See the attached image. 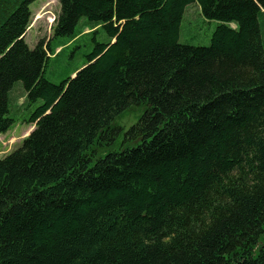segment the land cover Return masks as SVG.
Returning a JSON list of instances; mask_svg holds the SVG:
<instances>
[{
	"label": "trees",
	"instance_id": "1",
	"mask_svg": "<svg viewBox=\"0 0 264 264\" xmlns=\"http://www.w3.org/2000/svg\"><path fill=\"white\" fill-rule=\"evenodd\" d=\"M35 1L0 0V134L34 126L0 158V264H264V0H58L30 49ZM192 4L208 46L179 42Z\"/></svg>",
	"mask_w": 264,
	"mask_h": 264
},
{
	"label": "rangeland",
	"instance_id": "2",
	"mask_svg": "<svg viewBox=\"0 0 264 264\" xmlns=\"http://www.w3.org/2000/svg\"><path fill=\"white\" fill-rule=\"evenodd\" d=\"M30 10L31 20L24 41L28 48L33 49L39 40H48L51 37V28L59 13L58 0H37L30 5ZM215 26L214 21H207L201 16L196 5H189L186 7L180 22L179 42L193 46H208ZM95 37L98 42L104 40L102 34ZM86 41L87 38H84L75 42L58 57L50 59L45 68L44 77L51 83L59 84L69 73L81 68L86 61L85 56L89 53L88 47L84 45ZM15 87H19V85L16 84ZM20 94L18 88L13 91V95H10L9 107L11 110L14 109L16 103L22 102ZM12 112L14 116L27 117L26 112L23 114ZM142 112V108H134L114 120L111 126L120 128L122 132L111 149L115 151L120 149L123 132L137 121ZM29 127L30 125L18 122L6 134H0V158L20 147L24 131ZM103 155L104 152H101L100 156Z\"/></svg>",
	"mask_w": 264,
	"mask_h": 264
},
{
	"label": "crops",
	"instance_id": "3",
	"mask_svg": "<svg viewBox=\"0 0 264 264\" xmlns=\"http://www.w3.org/2000/svg\"><path fill=\"white\" fill-rule=\"evenodd\" d=\"M25 132V131H24Z\"/></svg>",
	"mask_w": 264,
	"mask_h": 264
}]
</instances>
